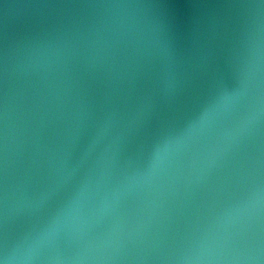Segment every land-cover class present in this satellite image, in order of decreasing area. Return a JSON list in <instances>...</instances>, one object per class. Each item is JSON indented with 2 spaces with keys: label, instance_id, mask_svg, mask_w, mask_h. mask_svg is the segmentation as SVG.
Masks as SVG:
<instances>
[{
  "label": "water",
  "instance_id": "water-1",
  "mask_svg": "<svg viewBox=\"0 0 264 264\" xmlns=\"http://www.w3.org/2000/svg\"><path fill=\"white\" fill-rule=\"evenodd\" d=\"M0 264H264V0H0Z\"/></svg>",
  "mask_w": 264,
  "mask_h": 264
}]
</instances>
